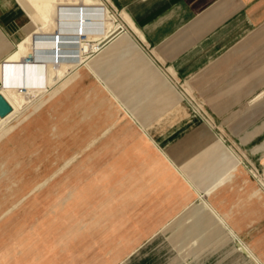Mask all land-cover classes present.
<instances>
[{
    "label": "crops",
    "instance_id": "obj_1",
    "mask_svg": "<svg viewBox=\"0 0 264 264\" xmlns=\"http://www.w3.org/2000/svg\"><path fill=\"white\" fill-rule=\"evenodd\" d=\"M102 1L111 13L120 12L121 21L128 29L102 45L95 42L96 54L78 66L87 70L86 65H90L91 71H87L106 90L109 100L121 102L124 114L140 130L136 139L122 143L104 166L107 167L104 173H110L111 167L122 166V173L112 174L109 179L106 198L111 208L107 213L123 214L124 228H134L138 233L139 229H160L183 205L196 200L198 189L208 187L215 175L228 168L226 161L217 170L211 167L221 158L223 147L216 141L222 138L221 132L225 135L221 144L244 151L247 163L264 176V0ZM80 10L85 31L103 32V8L82 3L79 7H60L65 17L61 28L64 33L57 34L69 37L59 44L61 62L76 61ZM29 24L28 13L19 0H0V66L33 33L34 28L28 27ZM45 42L49 45L41 50L47 52L37 57L50 60L52 53L48 51H52V42ZM75 44L78 46L70 47ZM165 69L203 105L218 125L217 130L189 109L171 76V82L163 76ZM79 76L76 73L54 92L49 103L59 101ZM96 108L91 105L84 118L91 120ZM116 119L119 123L120 119ZM113 128L111 122L107 123L95 135L91 127L90 137L76 141L74 151L87 149L92 141L91 150ZM133 141L135 146H131ZM227 186L219 190L218 197H225ZM113 187L117 190H110ZM253 191L251 188L245 192L248 199L256 197ZM115 197L117 205L113 201ZM197 204L187 205L185 214L175 223H181ZM229 210L220 211L229 213ZM129 214L137 215L133 226L131 218L127 219ZM254 223L252 218L242 225L230 224L264 262V239L253 237Z\"/></svg>",
    "mask_w": 264,
    "mask_h": 264
},
{
    "label": "rangeland",
    "instance_id": "obj_2",
    "mask_svg": "<svg viewBox=\"0 0 264 264\" xmlns=\"http://www.w3.org/2000/svg\"><path fill=\"white\" fill-rule=\"evenodd\" d=\"M89 4L98 5L109 16L100 0H89ZM41 14V11L35 14L41 24L43 26L51 24V21ZM112 14L117 16L116 22L112 19L107 37L95 34L94 40L100 45L123 31L117 24L120 20L123 25L120 12L113 10ZM64 18L63 15L59 17L61 28ZM79 23L77 21L76 30L81 27H78ZM28 27L36 28L31 19ZM124 28L128 29L125 26ZM57 33L64 32L54 31L55 37ZM52 37L54 35L38 37L39 40H43L42 47H47L49 44L45 41L51 42ZM38 38H35L36 41ZM68 38L61 36V40ZM59 44L50 43L51 49H56V45L59 48ZM70 47L75 48L77 44ZM35 48L34 57L24 51H18V48L14 53L18 66L25 67V74L29 71L42 73L40 63L42 59L38 58L37 54L44 51ZM95 51L97 47L93 44L90 47H81L74 51L76 61L63 62H67L68 65L71 62L77 66L87 57L96 54ZM50 53L52 51H48V54ZM72 66L61 72V79L67 76L55 86L38 92L35 99L26 102L16 111L15 101L29 91V88L20 86L23 69L18 70L17 79L11 78L15 79L14 82H0V94L12 107V112L0 119V161L2 158L8 159L6 165H0V201H12L9 206L1 209L0 223L13 214V222L17 225L11 230L15 229L18 234L24 232L23 238L21 235L14 238L12 247H9L10 250L7 249V254L0 260V264H264L230 224L242 225L253 218L255 222L253 237L264 239V187L259 180L260 178L264 181V176L260 171L257 173L249 162L247 163L244 151H237L233 146H226V149L221 144V139L225 138L222 132L219 133L222 138L216 140L223 147L221 158L211 167H216L217 170V167L226 161L228 168L221 170L222 174L215 175L208 187L198 189L200 193L196 195V200L183 205L179 213L164 223L160 229H139L138 233L134 228H124L126 224L122 220L123 214L107 213L111 208L110 201L106 198L109 179L112 174L122 173V166L111 167L110 173L108 171L104 173L107 169L104 166L116 155L122 143L136 139L140 130L136 122L127 113L124 114L121 102L109 100L106 90L88 72L91 71L89 64L86 65L88 71L81 66L74 69ZM78 72L79 78L69 91L61 95L59 101L39 108L41 103L53 96L54 92ZM162 74L171 76L168 69ZM171 78L184 95L193 98L179 82L172 76ZM36 85L37 81L33 80L32 86ZM193 99L199 103L195 97ZM186 104L192 110L187 101ZM91 105H96L97 108L90 120L84 118V112H88ZM116 118L120 119L119 123ZM110 122L115 128L106 136H101L91 150L92 141L88 143L87 149L80 148L74 151L76 141L90 137L91 127L94 128V134L99 135L105 124ZM202 122L205 123L203 120ZM209 123L217 130L216 123L212 120ZM135 144L134 141L131 142V146ZM230 152L239 154L242 163H237ZM87 155L92 156V159L88 160ZM242 168L245 173L242 172ZM240 175H243V178H237ZM27 183L31 185L23 188ZM225 186H227L224 190L225 197H218L219 190ZM240 188L246 191L254 188L253 195L256 197L248 199L246 191ZM110 190L117 188L113 187ZM113 201L114 203L118 201L117 197ZM196 203H198L196 207L182 219L181 223H175L179 216L185 214L184 209L187 205ZM220 210L230 212L223 213ZM126 216L127 219L131 218L130 225L133 226V220L137 215ZM108 219L110 220L107 221ZM20 223L22 224L19 225ZM175 226L178 228H174ZM38 227L45 232L38 230ZM30 230L32 232L29 233ZM5 236L1 228L0 252H3L9 243ZM24 251L28 254L26 255Z\"/></svg>",
    "mask_w": 264,
    "mask_h": 264
},
{
    "label": "bare ground",
    "instance_id": "obj_3",
    "mask_svg": "<svg viewBox=\"0 0 264 264\" xmlns=\"http://www.w3.org/2000/svg\"><path fill=\"white\" fill-rule=\"evenodd\" d=\"M103 7L108 11V14L109 16L103 12V27H102V33H98L97 35H101L102 37H107V35L109 34V31H110V26H111V21L113 19V21L116 22V15H113L110 10L108 9V7L104 4V2L102 0H100ZM21 5L25 8L26 12L29 14V17L30 19L33 21L34 25H35V29L33 31V33L25 40L23 41L20 45H18V51H24L25 53L27 54H30L32 57H34L36 54H35V51H36V48L35 47H38V48H43L42 47V43H43V40H39V38H43V37H48V35H54L53 40L51 41L52 45L56 44V43H61V36L57 35L55 37V34H54V31H59L61 30V27H59V23H60V19L59 17L63 14L62 12H60V7L62 6H76L79 5L82 3L84 6H92L89 4V0H21ZM98 6V5H97ZM33 8H38L39 10L35 11ZM87 8V7H86ZM33 9V10H32ZM53 9V11H52ZM69 9V8H68ZM94 9V8H93ZM65 10V9H64ZM40 11L42 12L41 15H44L47 19H49V21H51V24L47 25V26H43L41 24V22L35 17V14L36 13H40ZM66 12V11H65ZM78 16V22H81L83 21V11H81V13L78 12L77 14ZM43 17V16H42ZM80 18V19H79ZM117 24H119L120 28L123 29V30H126L127 28H124L123 25H121V22L120 20H118ZM92 25V24H91ZM80 28L76 31V34L78 35V33L80 35H78V45L79 47H77L78 49L81 48V47H90V45L94 44L95 43V34H91L87 31H85V28H84V23H81L80 24ZM67 27V26H66ZM38 38V40L36 41L35 38ZM64 37V36H63ZM51 38V37H50ZM49 38V39H50ZM64 41V40H63ZM69 41V40H68ZM66 42V40H65ZM77 43V42H76ZM51 45V46H52ZM63 45V44H61ZM60 45V46H61ZM77 45V46H78ZM68 46V45H67ZM66 46V47H67ZM63 47V46H61ZM37 48V49H38ZM56 49L52 50V56L50 57V61L51 62H42L43 60H41V67H42V73H37V72H28L25 74V77L23 78V76L20 78L21 79V83H20V86L22 88H29V91L22 97H19L16 101H15V108H14V111L18 110L20 107L23 106V104H25L26 102H30L31 100L35 99V97H37V93L38 92H42V91H46L47 90V87L48 89L52 88L53 86L56 85L57 82H59L60 80H62L65 76V75L62 79H61V72L66 69L67 67H71L73 64H70L68 65L67 62H61V60H59V48H57V45L55 46ZM74 48V47H73ZM72 48V49H73ZM44 51V50H43ZM63 51L64 50V47H63ZM75 51V50H74ZM17 52V50H16ZM14 52V53H16ZM44 52H47V51H44ZM12 54L10 55L9 57L6 58V60L4 61V64H1L0 66V82H6L7 83H12L15 81V79L18 78V70H21L23 69V67H19L18 66V62H17V59L15 57V54ZM63 53V52H62ZM43 54V52H42ZM46 54V53H45ZM49 56V55H48ZM88 58V57H87ZM86 58V59H87ZM43 59V58H42ZM85 59V60H86ZM84 60V61H85ZM83 61V62H84ZM82 63V62H81ZM80 63V64H81ZM78 64V65H80ZM77 66H72L73 69L78 67ZM72 69V70H73ZM71 70V71H72ZM22 72V71H21ZM71 73V72H70ZM69 74V73H68ZM13 80H11V78H14ZM165 79L168 81V82H171L170 80V77L169 75H164ZM33 80L37 81V85L36 86H32L33 84ZM1 84V83H0ZM53 85V86H52ZM173 86V84H172ZM175 86V84H174ZM1 87V86H0ZM1 89V88H0ZM185 91V90H184ZM49 90L46 92L48 93ZM45 93V94H46ZM43 94V96L45 95ZM1 95V94H0ZM3 96V95H2ZM42 97V96H41ZM53 96H51L49 99H51ZM5 99V98H4ZM47 99L46 102L43 104V106H46L50 100ZM188 99V98H187ZM6 100V99H5ZM189 101V100H188ZM190 102V101H189ZM8 103V102H7ZM191 103V102H190ZM9 104V103H8ZM10 105V104H9ZM192 107L194 108V110L198 113L199 110L198 108L199 107H195L192 103H191ZM43 106L41 108H43ZM11 107V106H10ZM12 112V107H11V111L6 115L8 116L10 113ZM6 116L4 117H0V119L2 118H5ZM211 128H213L211 125H210ZM14 134V133H13ZM3 141V139H2ZM4 142V141H3ZM231 153V152H230ZM232 154V153H231ZM241 154V153H240ZM233 157L236 159L237 163H242V157L237 154V153H234L233 152ZM8 159L6 158H2L1 161H0V165L3 166V165H6L8 162ZM89 166V165H87ZM218 168V167H217ZM256 171V170H255ZM242 172L245 173L244 169L242 168ZM253 172V175H255L254 171ZM260 182H261V185L264 187V181L262 179H260ZM31 184H25L23 186V188L29 186ZM261 187V186H260ZM259 187V190L261 189ZM22 189V188H21ZM76 190V189H74ZM14 197V196H13ZM12 201H7V200H1L0 201V211L1 209L9 206L11 204ZM105 204V203H103ZM72 205V204H71ZM79 206V205H78ZM71 208V207H70ZM12 208H10L11 210ZM66 209V208H65ZM64 209V210H65ZM76 210V209H75ZM74 211V210H73ZM63 212V211H62ZM61 213V212H60ZM10 218L9 219H6L5 221L1 222L0 223V229L2 228L4 233H5V239L9 241L8 245L6 246V248L4 249L3 252H0V260H3V258H5V255L7 254V249L9 247H12L11 244L14 240V238L16 236H19L21 235V237L23 238L24 236H22V234L24 232H22V234H18L19 232L17 231H14L13 229L11 230L12 227H15L17 224L13 222L14 220V216L13 214H11L9 216ZM46 217V216H45ZM52 217V216H51ZM8 218V217H7ZM47 218V217H46ZM54 219V218H52ZM52 219H49L52 221ZM54 220H57V219H54ZM59 220V218H58ZM27 221V220H26ZM61 221V220H60ZM63 221V219H62ZM43 222V220L41 221V223ZM24 223V222H22ZM22 223H20L19 225H21ZM26 223V222H25ZM46 223V222H45ZM55 223V222H54ZM49 224V222H48ZM56 224V223H55ZM44 226H42V229H43ZM39 228V227H38ZM47 228V227H46ZM40 230V228L38 229ZM45 230H48V229H45ZM14 231V232H13ZM28 231V230H27ZM34 231V230H33ZM41 232H45V231H42L40 230ZM39 231V232H40ZM32 232L31 230L29 231V233ZM69 232V230H68ZM38 234V233H36ZM25 235V234H24ZM29 235V234H28ZM31 235V234H30ZM26 236V235H25ZM38 236V235H37ZM36 236V237H37ZM71 236V234H70ZM42 238V237H41ZM71 238V237H70ZM69 238V239H70ZM18 240V239H17ZM16 240V241H17ZM27 240V239H26ZM41 240H44V239H41ZM37 241V239H36ZM22 242V241H21ZM34 242V240H33ZM20 243V242H19ZM18 243V244H19ZM14 244V243H13ZM17 243H15L14 245H16ZM28 245V244H26ZM21 246V245H20ZM19 246V247H20ZM25 247H28V246H25ZM32 247V246H31ZM22 248H23V244H22ZM34 247H32L33 249ZM24 249V248H23ZM10 250V248H9ZM27 250V249H26ZM11 252V251H10ZM13 253V252H12ZM25 253V251H24ZM28 254V252H26ZM25 253V254H26ZM22 254V253H21ZM26 254V255H27ZM16 255V253H15ZM14 256V255H13ZM22 256V255H21ZM5 263V262H3Z\"/></svg>",
    "mask_w": 264,
    "mask_h": 264
},
{
    "label": "built area",
    "instance_id": "obj_4",
    "mask_svg": "<svg viewBox=\"0 0 264 264\" xmlns=\"http://www.w3.org/2000/svg\"><path fill=\"white\" fill-rule=\"evenodd\" d=\"M181 90V89H180ZM182 91V90H181ZM181 93V92H180ZM181 95H183V97H184V99L191 105V103H195L196 105H198V107H199V112L198 113H196V111L194 110V108L192 107V105H191V107H192V111L200 118V119H202L208 126H210V124H209V121L210 120H212L210 117H209V115L207 114V112L204 110V108H203V105L199 102H195V100L192 98V97H190V95H184V94H182L181 93ZM191 99V103L188 101V99ZM214 123V122H213Z\"/></svg>",
    "mask_w": 264,
    "mask_h": 264
},
{
    "label": "water",
    "instance_id": "obj_5",
    "mask_svg": "<svg viewBox=\"0 0 264 264\" xmlns=\"http://www.w3.org/2000/svg\"><path fill=\"white\" fill-rule=\"evenodd\" d=\"M22 76L23 78L25 77V67L22 70ZM10 111H11L10 105L7 103L4 97L0 95V117L6 116Z\"/></svg>",
    "mask_w": 264,
    "mask_h": 264
}]
</instances>
